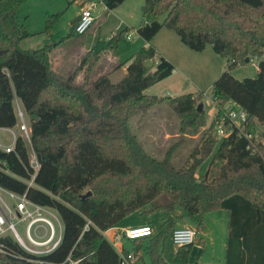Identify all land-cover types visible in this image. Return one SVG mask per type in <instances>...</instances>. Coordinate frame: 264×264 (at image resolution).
<instances>
[{
  "label": "trees",
  "instance_id": "16d2710c",
  "mask_svg": "<svg viewBox=\"0 0 264 264\" xmlns=\"http://www.w3.org/2000/svg\"><path fill=\"white\" fill-rule=\"evenodd\" d=\"M26 1L0 0V127L17 125L18 98L31 118L30 142L39 166H33L21 135L11 151L0 145V187L53 209L63 230L59 244L40 255L7 232L0 264H121L104 230L146 205L149 212L169 216L153 225L152 235L136 239L137 263L146 264L145 251L152 264H188L192 244L175 248L171 238L177 209L204 231L206 214L223 208L229 211L226 264H264V144L252 152L236 130L222 138L213 134L230 99L247 111L249 130L264 125V0H144L137 31L149 44L126 60V74L117 82L110 71L96 76L95 68L117 48L127 27L108 40L97 39L80 64L65 72L54 66L53 44L23 45L34 34L17 18ZM104 1L114 8L124 0ZM56 15L49 16L46 31ZM78 18L69 37L77 34ZM162 27L174 29L197 51L211 43L227 59V68L213 82L217 111L209 132L180 167L171 162L172 149L161 159L148 153L131 127L132 119L157 104L174 110L183 134L206 124L197 102L201 94L146 91L175 69L151 43ZM246 57L258 60V74L239 79L232 70ZM209 157L211 165L198 178L199 166ZM88 190L92 194L83 198Z\"/></svg>",
  "mask_w": 264,
  "mask_h": 264
},
{
  "label": "rangeland",
  "instance_id": "374dc122",
  "mask_svg": "<svg viewBox=\"0 0 264 264\" xmlns=\"http://www.w3.org/2000/svg\"><path fill=\"white\" fill-rule=\"evenodd\" d=\"M87 1L89 2L91 0ZM143 3L144 0H124L122 3L118 4L115 9L109 8V11L104 13L102 10L103 4L100 1L98 8L94 10L96 15L99 14L94 24L95 28L91 29V31H87L82 36H80V34H75L66 41H63L65 37H69L71 34L73 20L78 13L81 12L83 5L82 0H27L20 7L17 18L20 23H23V25H25L29 31H33L34 34L25 39L23 45L28 47L29 44L43 45L45 43L60 41L62 43L59 45L57 54H61V52H67L71 47L75 48L77 46V41L84 39V48L89 49L95 37H98L97 39L108 40L109 37H112L116 32L120 33L128 25L127 34L129 33L131 38H127V35H124L114 53L118 62L123 65L109 73L111 80L117 82L126 74V67L124 64L126 59L146 42V40L137 33V27L141 23ZM51 14L57 15L52 19L51 30L48 32L45 28ZM168 36H172L171 39H169ZM151 43H153L157 49V56L164 55L160 53L161 51L162 53H167L166 55L175 63L176 69L168 77L151 85L146 90L147 93L160 96H176L190 92L201 94L198 95L197 102L199 104L202 103V111L205 112L206 124L201 127L198 132L183 134L180 131V118L174 110L167 104H157L151 107L145 115H138L132 119L131 127L132 130L138 134L148 153L161 159L172 149L170 153L171 162L176 167H180L189 158L194 148L201 145L203 139L207 136V132H209V125L217 111L213 101V82L227 68V59L216 53L211 43H208L206 48L201 51L190 48L181 41L178 33L174 29L168 27H162L152 39ZM102 59L100 65L102 62L106 61L105 55ZM54 62L56 68L67 72L77 67L81 60L74 54H71L68 59V64L58 58ZM256 63H258L257 59L254 63L251 60L244 64H238L233 68L232 73L239 79L247 76L254 77L258 74ZM100 65L95 68L96 76L102 71ZM82 77L83 75L81 74L79 79L82 80ZM25 119L28 126H30L31 118L27 113L25 114ZM15 130L17 133L20 132L19 125ZM10 136L11 134L8 131L0 130L1 141L9 140ZM181 139H183V141L175 145V143L179 142ZM27 145L32 153L33 149L29 140H27ZM210 160L211 157L205 159L201 163L196 173L198 178H201L208 169V166L211 165H209ZM212 166L214 167V165ZM0 192L12 203L5 192L2 190H0ZM149 208L150 205H146L126 216L115 225L116 230H121L123 225H127L130 220L135 218H139L146 222L143 224L145 226H153L154 223L160 221L165 212L153 213L149 212ZM177 212L183 213L184 211L178 208ZM54 213L57 218L50 214H48V216L53 219L57 231L59 232L63 229V222L59 214L55 211ZM217 218L218 226L222 227V218L219 216H217ZM12 219L23 240L29 242L26 233L27 221L19 220L16 217H12ZM34 228L35 226L32 228V234H34ZM213 229L216 237V246L214 248L218 251L219 235L221 232L220 228L217 226L213 227ZM7 232L11 233L12 231L8 230ZM39 232L43 234L45 228L40 226ZM147 240L146 238L143 239V241ZM122 243L124 248L130 251L135 250L133 240L124 237ZM137 253L140 252L138 251ZM143 253L146 264H152L150 255L145 251ZM69 264L76 263L70 262Z\"/></svg>",
  "mask_w": 264,
  "mask_h": 264
},
{
  "label": "built area",
  "instance_id": "2783aa9c",
  "mask_svg": "<svg viewBox=\"0 0 264 264\" xmlns=\"http://www.w3.org/2000/svg\"><path fill=\"white\" fill-rule=\"evenodd\" d=\"M100 1L102 2L104 9L109 8L104 0L89 1L84 7H82L79 14L75 27V32L77 34H84L93 26L97 17L94 10L98 8ZM128 37H130V35H128ZM254 61L255 60L252 59L253 63ZM255 65L258 68V64L256 63ZM15 108L21 133L17 134L11 129V127H8V130L13 136V142L11 145L3 147L6 151L14 149L16 139L19 135H21L26 141H31V127L28 126L26 122L25 109L20 102H16ZM248 124L249 120L247 111L234 100L230 99L224 103L221 115L215 120L213 134L218 138H222L236 130L239 136H244L247 139V147L252 152H257L264 144V125L258 123L256 129L253 131L247 128ZM31 162L35 168H38L39 163L35 154H31ZM0 190L14 200V203H10L0 192V250H3L2 238L8 230L12 231L18 242L27 251L33 254L40 255L54 249L61 240L63 230L62 229L58 232L55 222L50 216H48V214H50L57 218L54 210L50 207L31 201L25 194L19 195L13 191L3 189L2 187H0ZM12 217L27 221L26 233L29 242L23 240ZM33 226H35L34 234H32ZM40 226L45 228L43 234H40L39 232ZM110 229L113 233L108 239L119 251L121 255V264H136L139 256L136 251H130L124 248L122 243L124 237L135 241L138 238L152 235L154 232L153 226L151 225L122 227V229L118 231L116 230V226H112L104 230V234L107 237ZM197 236L198 231L195 227L183 225L173 229L171 238L174 246L179 248L181 246L193 244L197 240ZM72 262L77 264L78 260Z\"/></svg>",
  "mask_w": 264,
  "mask_h": 264
},
{
  "label": "crops",
  "instance_id": "0c3cea01",
  "mask_svg": "<svg viewBox=\"0 0 264 264\" xmlns=\"http://www.w3.org/2000/svg\"><path fill=\"white\" fill-rule=\"evenodd\" d=\"M82 3H83L82 7H84L88 3V1L87 0H82ZM109 8L108 9H104V7H103L102 10H103L104 13H107L109 11ZM115 8L116 7H114L113 9H115ZM81 10H82V8H81ZM79 14L80 13H78L76 18L79 16ZM98 16H99V14L96 17V20H95L94 24L96 23V21L98 19ZM74 20H73V22H74ZM142 20H143V17L141 18L140 22H142ZM94 24L90 28V30H88V31H91V29L95 28ZM138 27H137V30H138ZM127 28H129L128 25H127ZM30 32H33V31H30ZM137 33H138V31H137ZM84 34H80V36H82ZM128 35H130V34L129 33L127 34V38H131V37H128ZM31 36H33V34L30 35L29 37H31ZM80 36H78V37H80ZM29 37H27V38H29ZM71 37H65L64 38L65 40H63V41H66L67 39H69ZM171 37H169V39H171ZM97 38L98 37H95V39L93 41V44L97 41ZM23 41H22V43H23ZM60 43H62V42H60V41L59 42L58 41L55 42L54 41V42L45 43V44H53L54 47H53V51H52V57H53L54 61L58 58V59H60V60H62L64 62H66L67 64H68L69 56L71 54L72 55L74 54L75 56L78 57L79 60H81L82 57L85 55V53L93 46V44H92L89 49L84 48V39H80V40L77 41V46L75 48L71 47L72 49L69 48V50L67 52H65V53L61 52V54H57ZM45 44H43V45H45ZM148 44H149V42L146 41L144 45H148ZM43 45H31V44H29L28 48L34 49V48L41 47ZM118 46H117V48H118ZM117 48L115 50H113V51H108V52H106L104 54L105 57H106V61L102 62L101 65L99 64L100 67L102 68L101 73L105 72V71L115 70L113 68L116 65H119V64L123 65L122 63L118 62V59H117V57L114 54L116 52ZM138 49H136V50H138ZM160 53L164 54L166 57L164 55H160V56H164L165 58L170 60L175 65V63L166 55L167 53L166 54L162 53V51ZM103 58H104V56H103ZM124 64H125L126 71H127L128 62L125 61ZM175 69H176V65H175ZM175 69H174V71H175ZM257 70H258V68H257ZM16 102H20L22 104V102L18 98L15 99V104H16ZM18 125H19V121H18L17 125H15L14 127H11V129H13L16 132L15 128L18 127ZM19 129H20V126H19ZM0 130L8 131L11 134V132L8 130V127H0ZM20 133H21V130L17 134H20ZM12 142H13V136L11 135L9 140H5V141H1L0 140V145L2 147L8 146V145H11ZM31 154L33 155L34 153L32 152ZM9 199H10V201L12 203H14L13 199H11L10 197H9ZM179 214H180V217H178L177 222L175 224V227H179V226H183V225H189V226L197 228V223H196L195 219H193L192 217H190V216H188V215H186V214H184L182 212H180ZM168 216H169V213H165L164 215H162L160 221L154 223L153 225L155 226L156 224H159L164 219H166ZM217 216L222 218V224H221L222 227L218 226V218H217ZM145 223L146 222L140 220L139 218H135L133 220H130L127 223V225H123L122 227H124V226L125 227L126 226L129 227V226H135V225H143ZM206 223H207L206 224V229L204 231H201V230L198 231L197 240L190 247V252H189V257H188V264H226L227 238H228V232H229V211L227 209L218 208V209H215V210H212V211L208 212L206 214ZM215 226L219 227L220 228V232H221V234L219 235V245H218L219 248H218V251H216L215 248H214L216 246V237H215V234H214L213 227H215ZM112 233H113V231L110 229L109 232H108V238L111 237ZM135 241H133L134 248H135ZM139 254L140 253H138V255ZM136 264H137V262H136Z\"/></svg>",
  "mask_w": 264,
  "mask_h": 264
},
{
  "label": "water",
  "instance_id": "95a60500",
  "mask_svg": "<svg viewBox=\"0 0 264 264\" xmlns=\"http://www.w3.org/2000/svg\"><path fill=\"white\" fill-rule=\"evenodd\" d=\"M246 61L249 62L250 61V58L249 57H246ZM199 110L202 111V103L199 104ZM91 194H92V191L89 190L88 192L84 193L82 195V197L85 198V197L90 196Z\"/></svg>",
  "mask_w": 264,
  "mask_h": 264
},
{
  "label": "bare ground",
  "instance_id": "6f19581e",
  "mask_svg": "<svg viewBox=\"0 0 264 264\" xmlns=\"http://www.w3.org/2000/svg\"><path fill=\"white\" fill-rule=\"evenodd\" d=\"M143 226H145V225H143ZM140 235H143V234H140Z\"/></svg>",
  "mask_w": 264,
  "mask_h": 264
}]
</instances>
